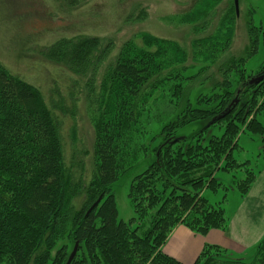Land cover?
Returning a JSON list of instances; mask_svg holds the SVG:
<instances>
[{"label": "trees", "instance_id": "16d2710c", "mask_svg": "<svg viewBox=\"0 0 264 264\" xmlns=\"http://www.w3.org/2000/svg\"><path fill=\"white\" fill-rule=\"evenodd\" d=\"M219 2L196 0L181 15L194 32L189 47L145 34L143 46H122L99 84L88 79L95 131L89 175L84 163H67L60 120L42 92L0 61V264H66L77 241L71 264H183L163 250L178 224L202 235L228 227L227 193L214 205L203 192L221 185L217 168H241L230 187L242 196L258 177L235 150L242 132L264 135V77L250 81L264 65L256 74L246 68L264 28L248 21L246 52L233 54L234 0L203 34ZM102 43L100 36L63 38L49 56L72 74H96ZM158 106L165 120L157 119ZM195 123L190 135L177 136ZM142 158L148 167L129 191L136 215L119 220L113 184ZM231 255L207 243L194 264H264V237L251 260Z\"/></svg>", "mask_w": 264, "mask_h": 264}, {"label": "rangeland", "instance_id": "374dc122", "mask_svg": "<svg viewBox=\"0 0 264 264\" xmlns=\"http://www.w3.org/2000/svg\"><path fill=\"white\" fill-rule=\"evenodd\" d=\"M195 1L0 0V61L10 72L35 85L45 96L46 102L60 120V132L65 143L68 164L71 165L73 161L84 163L86 175L90 174L92 168L95 131L91 122V95L85 86L88 79L93 75L96 84H99L106 67L119 55L122 46L128 41L143 46L146 42L145 34L176 39L189 47L194 32L190 24L180 21V17L192 9ZM231 2L232 0H220L212 10V24L203 34L213 30ZM239 3L231 50L236 55L246 52L249 42L248 21L253 20L256 25L264 28V0H239ZM82 35L100 36L103 43L98 53L100 59L96 74L92 70L81 77L68 72L62 64L55 62L56 58H53L52 54H49L51 46L59 39L75 40ZM111 41L114 44L108 47ZM263 65L262 32L258 51L246 63L247 72L256 74ZM166 112L163 107L158 106L157 119L163 120ZM199 127L200 124L195 123L178 128L177 136L190 135ZM239 146L240 148L235 150L236 158L240 161L248 159L255 170H260L264 165V135L244 131L240 135ZM147 167L148 161L142 158L113 184L119 220L129 222L136 215L129 191L135 176ZM73 169L77 170L78 167L75 165ZM240 169L226 171L217 168L213 177L219 179L221 185L217 190L205 189V197L217 205L227 193V200L223 205L228 211L229 206L234 205V195L237 198L241 195L236 188L230 187L234 185V177H242ZM226 186L229 187L228 190L225 189ZM254 254L255 252L243 259L249 261ZM229 258L235 259L238 256L231 255Z\"/></svg>", "mask_w": 264, "mask_h": 264}, {"label": "crops", "instance_id": "0c3cea01", "mask_svg": "<svg viewBox=\"0 0 264 264\" xmlns=\"http://www.w3.org/2000/svg\"><path fill=\"white\" fill-rule=\"evenodd\" d=\"M256 171L258 177L248 194L238 198L234 195V205L229 206L228 211L224 207L229 217L225 230L213 228L202 235L178 224L164 245V251L183 264H194L207 243L220 245L233 256L253 255L256 244L264 237V165Z\"/></svg>", "mask_w": 264, "mask_h": 264}, {"label": "water", "instance_id": "95a60500", "mask_svg": "<svg viewBox=\"0 0 264 264\" xmlns=\"http://www.w3.org/2000/svg\"><path fill=\"white\" fill-rule=\"evenodd\" d=\"M234 4H235V9H236L237 15H239V5H240L239 0H234ZM263 77H264V74L263 73H260L258 75H255L254 77H252L250 79V81L251 82L259 81ZM218 118H220V117H218ZM218 118L213 119V121H215ZM100 200H101V197L91 206L90 210H92L95 206H97L99 204ZM78 249H79V242L77 241L76 244H75V246H74V248H73V250H72V252H71V254H70V256H69V258H68V260H67V262H66V264H71V262L73 261V259L76 257V254L78 252Z\"/></svg>", "mask_w": 264, "mask_h": 264}]
</instances>
